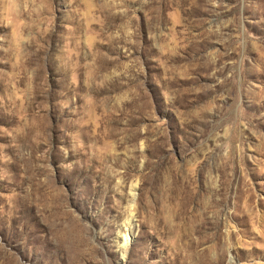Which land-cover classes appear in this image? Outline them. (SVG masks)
Segmentation results:
<instances>
[{"label": "rangeland", "instance_id": "1", "mask_svg": "<svg viewBox=\"0 0 264 264\" xmlns=\"http://www.w3.org/2000/svg\"><path fill=\"white\" fill-rule=\"evenodd\" d=\"M0 264H264V0H0Z\"/></svg>", "mask_w": 264, "mask_h": 264}]
</instances>
